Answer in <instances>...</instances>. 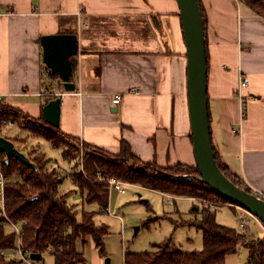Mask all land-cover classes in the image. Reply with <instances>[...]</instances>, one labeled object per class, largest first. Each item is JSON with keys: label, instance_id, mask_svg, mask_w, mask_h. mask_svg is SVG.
Here are the masks:
<instances>
[{"label": "crops", "instance_id": "1", "mask_svg": "<svg viewBox=\"0 0 264 264\" xmlns=\"http://www.w3.org/2000/svg\"><path fill=\"white\" fill-rule=\"evenodd\" d=\"M200 2L212 147L234 177L264 194V18L238 0ZM55 33H78L72 91L42 62L40 37ZM240 74L248 78L243 119ZM0 93L33 119L60 97L58 128L84 147L115 155L123 142L142 163L195 165L175 0H0Z\"/></svg>", "mask_w": 264, "mask_h": 264}, {"label": "trees", "instance_id": "2", "mask_svg": "<svg viewBox=\"0 0 264 264\" xmlns=\"http://www.w3.org/2000/svg\"><path fill=\"white\" fill-rule=\"evenodd\" d=\"M238 1L249 7L254 14L264 18V0ZM198 3L205 30L204 9L200 0ZM0 118L15 119L33 137L43 138L56 148L58 136L74 140L61 133L58 127L48 125L42 117L30 118L7 104L0 106ZM86 148L90 151L85 154L83 170L89 179H84L80 173L68 175L76 184L85 203H96L100 208H106L108 205L107 184L97 180L98 172L103 179L115 178L176 197L198 198L213 195L228 203L205 184L181 176L198 175L195 165L176 164L159 167L154 163H142L132 155L129 146L123 142L120 152L115 155L96 148ZM213 151L216 163L225 176L234 184L250 191L228 171L214 149ZM25 155L33 166L23 164L0 152V165L8 179L5 187V211L15 222L26 221L22 227L23 247L32 253L40 254L41 258L47 249H52L54 264H78L85 262L80 245L83 246L87 239H90L99 255L105 256L106 227L95 225L93 212L82 211L81 217L78 218L74 206L67 203L64 195L59 194L58 186L64 175H57L54 170L46 171V160L44 163L41 162L43 156ZM63 156L65 157L64 154ZM200 213L201 218L191 223L203 234V247L200 251L183 252L172 248L169 241L155 243L152 251L124 253L123 264H225L226 256L235 253L240 245L248 251L245 264H264V236L247 238L245 233L239 232L238 229L219 224L215 219V210L203 209ZM13 244V234L0 226V251L11 249ZM0 264L15 263L0 255Z\"/></svg>", "mask_w": 264, "mask_h": 264}, {"label": "rangeland", "instance_id": "3", "mask_svg": "<svg viewBox=\"0 0 264 264\" xmlns=\"http://www.w3.org/2000/svg\"><path fill=\"white\" fill-rule=\"evenodd\" d=\"M1 135L11 140L16 149L22 153L33 157L43 156L41 162L44 163L46 160V171L54 170L57 175L65 176L59 185V192L65 193L67 202L77 210V217H81L82 211L93 212L95 225L106 227L104 236L106 255L102 256L101 264H105L106 259H109V264H122L123 253L152 251L155 243L168 241L172 248L183 252L200 251L203 247V234L191 223L201 218L200 211L203 209L215 210V219L219 224L236 228L239 232L245 233L247 238L264 236L263 227L257 223H252L245 230H241L239 228L241 211L230 206L214 208V205L207 202L213 201V195H203L197 199H170L155 190L126 185L124 194H120L115 189L110 190L109 213L101 212L100 206L96 203L83 202L78 188L68 177L69 174L80 173L84 179H89L83 170L84 157L86 152L90 151L89 149L62 136L57 137L58 149H56L42 138L33 137L27 129L21 126L20 129L14 127L3 130ZM59 151L65 155L68 166L67 162L66 165L62 164ZM47 158H49L48 162ZM53 163L59 164L61 168L68 167V171L64 172L58 165L53 167ZM237 180L245 186L240 179ZM249 190L253 193L251 189ZM199 198L204 201L198 200ZM216 201L222 202L218 198ZM116 216H119L120 220ZM80 248L86 260L84 264H96L94 253L98 251L95 250L93 242L87 239L83 246L80 245ZM247 256V249L240 245L235 253L226 256L225 264H245ZM41 262L42 264H54V257L50 252H45Z\"/></svg>", "mask_w": 264, "mask_h": 264}, {"label": "water", "instance_id": "4", "mask_svg": "<svg viewBox=\"0 0 264 264\" xmlns=\"http://www.w3.org/2000/svg\"><path fill=\"white\" fill-rule=\"evenodd\" d=\"M179 10L186 56V95L191 142L198 175H181L205 184L230 206H236L255 216L264 226V199L228 179L216 163L210 133L207 98V57L204 23L198 0H175ZM42 62L52 75L63 83L66 92L74 90L73 58L78 55V33H55L40 37ZM60 97L42 107V119L52 127L59 126ZM0 152L26 165H34L16 149L14 143L0 137ZM136 229L138 227H135ZM40 260V254L31 253ZM109 263V259L105 260Z\"/></svg>", "mask_w": 264, "mask_h": 264}, {"label": "built area", "instance_id": "5", "mask_svg": "<svg viewBox=\"0 0 264 264\" xmlns=\"http://www.w3.org/2000/svg\"><path fill=\"white\" fill-rule=\"evenodd\" d=\"M248 85V78L244 76L243 74H240L238 77V84L237 88L235 91V94L237 95L239 99V105H240V117L243 119L244 117V99L245 96L243 94L244 89ZM133 93L138 94L139 91L138 89L133 90ZM7 99V95L1 94L0 93V106L5 104V101ZM120 101V96H116L114 99H112L113 104H118ZM17 127L20 129L19 123L13 119V118H0V137L1 132L3 130H6L8 128H14ZM233 132L240 135L241 134V128H234ZM3 137V136H2ZM84 174V172H82ZM98 181H103L107 184V191L110 193L111 189H115L118 191L120 194L125 193L124 186L126 185H132L123 181H120L115 178H108V179H103L101 178V173L98 172ZM8 182V179L5 177L4 172L2 170V167L0 165V226H3L8 233L13 234L14 236V244L11 249L8 250H2L0 251V255L3 256L6 260H11L14 261L15 264H42L41 260H34L31 258V251H29L27 248L23 247L22 244V236H23V231L22 227L24 224H26V221H20V222H15L12 219H10L5 211V187ZM244 184H246V181H242ZM134 186V185H133ZM253 193L257 194L258 196L262 197L264 199V194L261 192L254 191L251 189ZM167 197L170 199H175V198H181V197H176L173 195L165 194ZM213 201H207L210 203V205H214V208L218 206H230L228 203H222L220 201H216L217 198L213 196ZM190 199H197V198H190ZM198 200L204 201V199L199 198ZM235 207L238 210L241 211V215L239 217V228L241 230H245L247 227H249L252 223H257L258 225L262 226L264 229V226L260 223V221L250 214L248 211L236 207V206H231ZM102 212H107L109 213L108 205L106 208H101ZM120 220L119 216H116ZM46 252L52 253V249H47ZM41 257V255H40Z\"/></svg>", "mask_w": 264, "mask_h": 264}]
</instances>
